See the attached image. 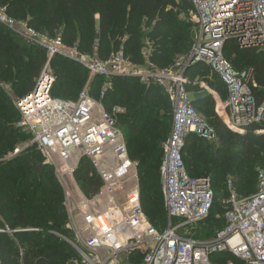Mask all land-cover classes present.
Wrapping results in <instances>:
<instances>
[{"label": "built area", "instance_id": "built-area-1", "mask_svg": "<svg viewBox=\"0 0 264 264\" xmlns=\"http://www.w3.org/2000/svg\"><path fill=\"white\" fill-rule=\"evenodd\" d=\"M189 2L195 24L192 46L165 68L148 62L151 49L146 41L143 65L133 64L120 51L103 61L95 53L97 40L91 54H82L59 36L49 37L14 20L0 7V25L27 44L44 49L48 58L34 89L15 103L20 116L16 127L30 139L7 158L34 146L44 164L54 170L72 232L71 239H62L78 254L71 264H129L133 253L141 256L140 264H213L211 258L220 254L230 259L217 264H264V173L257 174V190L248 197H240L234 182L226 181L227 196L222 201L225 227L203 238L201 225L214 203V191L208 177L194 178L187 173L182 153L186 136L200 133L202 127L200 135L213 138L191 103L190 86L199 85L209 93L218 118L230 131L244 134L250 126L264 125V101L256 103L251 71L234 70L223 55L227 42L241 50L264 49V0ZM55 56L79 64L91 77H103L100 96L91 98L86 85L75 101L52 97L55 79L47 68ZM197 64L207 67L209 76L219 77L225 86V100L204 83L188 79L186 72ZM114 78H135L146 87H159L172 107L159 168L167 217L162 231L145 221L135 165L117 126L118 108L113 107L110 113L101 104ZM82 160L101 182L99 192L90 199L74 179ZM106 206L110 211H104ZM0 232L12 233L7 228Z\"/></svg>", "mask_w": 264, "mask_h": 264}, {"label": "trees", "instance_id": "trees-1", "mask_svg": "<svg viewBox=\"0 0 264 264\" xmlns=\"http://www.w3.org/2000/svg\"><path fill=\"white\" fill-rule=\"evenodd\" d=\"M0 7L14 20L26 22L49 37L59 36L65 45L76 46L82 54H91L97 40L96 54L103 61L120 51L133 64L143 65L146 41L151 49L148 62L165 68L173 63L175 51L190 50L192 24L178 18L180 13L188 15L192 11L189 0H0ZM223 55L229 62L236 56L231 61L234 70L251 71L253 94L256 103L261 105L264 49L241 50L227 42ZM46 56L44 49L28 45L0 25V83H10L17 100L34 89V80ZM243 65L247 67L240 70ZM50 67L55 79L52 97L75 101L86 87L88 71L58 56L51 59ZM209 75V69L202 64L186 72L191 82L208 79ZM94 78L92 84L86 85L89 96L97 99L94 91L105 80L101 76ZM208 86L222 100L226 99L225 86L219 77L212 76ZM192 87H188L189 92ZM101 104L106 112L117 106L125 111L119 122L128 134L129 155L138 163L143 212L162 231L167 217L159 168L161 145L171 126L168 98L159 87H146L135 78H114ZM192 105L212 130L215 140L190 133L182 152L187 173L194 178L208 177L211 181L214 203L201 225L202 237L209 238L225 227L226 206L222 201L227 196L226 176L234 179L240 197H248L257 190V174L251 173L253 166L249 161L264 162V133H255L264 130V125L250 126L244 134L234 133L214 116L209 97L199 98ZM19 118L16 107L0 87V230L12 231L0 232V264H71L78 260V254L62 239H71L72 232L67 227L64 192L53 169L42 164L34 146L7 158L18 145L30 139L16 127ZM39 166L43 167L40 176L34 171ZM75 179L87 197L94 196L101 188L99 178L91 173L86 160L81 161ZM220 196L221 205L217 204ZM140 261L141 256L133 253L129 264H140Z\"/></svg>", "mask_w": 264, "mask_h": 264}, {"label": "rangeland", "instance_id": "rangeland-1", "mask_svg": "<svg viewBox=\"0 0 264 264\" xmlns=\"http://www.w3.org/2000/svg\"><path fill=\"white\" fill-rule=\"evenodd\" d=\"M178 18L182 21V22H185V23H187V22H190L191 24H192V30L190 31V41H191V43H190V48H191V46H192V39H193V35H194V30H195V24H194V20H193V14L191 13V12H189V14L187 15V14H184V13H180L179 14V16H178ZM26 45V44H25ZM29 45V44H28ZM227 49L228 50H230V47L228 46L227 47ZM254 51H258L257 49H253ZM259 51H262V50H259ZM96 53V52H95ZM175 54L173 55V58H172V62H174L179 56H181V55H184L185 53H178V50L177 51H175L174 52ZM97 55V54H96ZM236 58V56H232L231 57V59H230V62L231 61H233L234 59ZM47 61H48V58H47V56H46V58H45V61H44V63L42 64V66L40 67V72H39V74H38V76H37V78H35V82L37 81V79L39 78V76L41 75V73L45 70V68H46V65H47ZM241 61H242V63H244V57H241ZM231 64H232V62H231ZM243 67L244 68H242V69H240V70H244L245 69V67H247L246 65H243ZM47 71H51L52 73H53V71H52V69H51V67H49V68H47ZM87 78H88V80H87V82H86V84H89V83H93V80H95V78L94 77H91L90 75H88L87 74ZM211 76H209L208 77V79H199V80H196V81H194L195 83H204L205 85H207L208 86V82L209 81H211ZM86 84H85V86H86ZM103 84H104V82H103V80H102V83H101V85H99V87L94 91V94H95V96L98 98L99 96H100V92H101V88H102V86H103ZM0 87L2 88V90H3V92L9 97V99L12 101V103L14 104V106H15V103H16V101H17V98H16V95L14 94V92H13V90H12V86H11V84L10 83H0ZM209 87V86H208ZM212 90V89H211ZM190 92H191V94L193 95V99H195V100H197V99H199V98H203V97H209L211 100H212V102H213V113H214V116L216 117V118H218V115H217V113H216V104H215V101L213 100V98L209 95V93L207 92V91H205V90H201V88L199 87V85H196L195 87H192L191 88V90H190ZM117 108H118V112L115 114L116 115V121H117V126H118V128L120 129V131H121V133H122V136H123V141H124V143H125V146H126V149H127V154H128V157H129V159L134 163V165H135V170L137 171V184H138V188H139V194H140V175H139V170H138V163H137V161L135 160H132V158L130 157V155H129V147H128V144H127V142H128V134L125 132V131H123L122 129H121V125H120V122H119V117H120V115H122L125 111L123 110V109H121L119 106H117ZM105 109V108H104ZM113 108H111L108 112H112L111 110H112ZM170 112H171V115H172V107H171V105H170ZM200 115V117L202 118V115L201 114H199ZM193 134H195L196 135V137H198V138H204L205 140H209V141H212V140H214L213 138H208V137H205V136H202V135H200V133H198V132H194ZM215 141V140H214ZM25 143V142H24ZM23 144V143H22ZM198 150H200V149H198ZM39 154H40V158L42 159V164H44V161H43V158H42V155H41V153L39 152ZM261 155V154H260ZM263 157V155L260 157V158H262ZM250 162V165L251 166H253V170H252V172L251 173H256V174H258V173H260V172H263L264 173V162H260V163H256V162H254L253 160L252 161H249ZM156 170V169H155ZM53 173H54V170H53ZM91 173H92V170H91ZM157 174V173H156ZM55 175V174H54ZM57 179V178H56ZM74 179H75V176H74ZM228 179H230V180H232V181H234V179L231 177V176H226V181L228 180ZM75 182H76V184L79 186V184L77 183V181H76V179H75ZM157 182L159 183V178L157 177ZM160 184V183H159ZM80 187V186H79ZM122 192H123V189L120 191V193L122 194ZM161 193H162V191H161ZM84 194V193H83ZM85 195V194H84ZM86 196V195H85ZM87 197V196H86ZM93 196H90V197H87L88 199H90V198H92ZM221 197L222 196H220V199L217 201V204H219L220 203V205H221V201L223 200V199H221ZM162 201H163V197H162ZM140 206H141V209H142V212H143V208H142V203H141V198H140ZM216 208H219V207H216ZM143 215H144V218H145V221L146 222H148V223H150L153 227H155L150 221H149V219L146 217V215L144 214V212H143ZM156 229H159V228H157V227H155ZM164 229V227H162V229L161 230H163ZM230 259V257L229 256H227V255H225V254H220V255H215V256H213L212 258H211V262L213 263V264H217V263H221L222 261H225V260H229Z\"/></svg>", "mask_w": 264, "mask_h": 264}, {"label": "water", "instance_id": "water-1", "mask_svg": "<svg viewBox=\"0 0 264 264\" xmlns=\"http://www.w3.org/2000/svg\"><path fill=\"white\" fill-rule=\"evenodd\" d=\"M195 101V99H191V103H193ZM204 129L205 127H202L201 130H200V133H203L204 132ZM43 170V167L42 166H39L37 167L34 171L40 176L41 172Z\"/></svg>", "mask_w": 264, "mask_h": 264}, {"label": "crops", "instance_id": "crops-1", "mask_svg": "<svg viewBox=\"0 0 264 264\" xmlns=\"http://www.w3.org/2000/svg\"><path fill=\"white\" fill-rule=\"evenodd\" d=\"M98 17H96V19H97ZM193 98V97H192ZM161 151H162V156H163V150H162V145H161ZM162 156H161V160H162ZM161 160H160V162H161ZM136 171V170H135ZM136 174H137V171H136ZM160 177V176H159ZM160 185H161V182H160ZM107 207V206H106ZM107 209H109V207L108 208H106V209H104V211H106Z\"/></svg>", "mask_w": 264, "mask_h": 264}, {"label": "bare ground", "instance_id": "bare-ground-1", "mask_svg": "<svg viewBox=\"0 0 264 264\" xmlns=\"http://www.w3.org/2000/svg\"><path fill=\"white\" fill-rule=\"evenodd\" d=\"M106 208H108V206H107ZM106 208H105V209H106ZM110 209H111V208L109 207V209H107L105 212H108V211H110Z\"/></svg>", "mask_w": 264, "mask_h": 264}]
</instances>
